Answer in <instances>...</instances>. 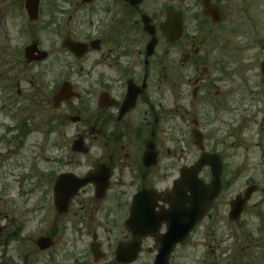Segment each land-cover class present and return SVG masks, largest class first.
I'll return each instance as SVG.
<instances>
[{"label":"flooded vegetation","instance_id":"1","mask_svg":"<svg viewBox=\"0 0 264 264\" xmlns=\"http://www.w3.org/2000/svg\"><path fill=\"white\" fill-rule=\"evenodd\" d=\"M42 4L45 27L59 40L52 96L64 85L76 94L56 108L60 128L74 139L47 173L23 264H140L145 254L150 259L142 264H152L165 233L174 227L179 237L192 221L194 178L209 181L203 178L209 167L192 174V148L211 144L194 117V103L209 86L193 80V72L209 71V64L198 65L200 47L219 44L234 29L241 0ZM43 51L41 61L51 58ZM60 176L64 197L86 180L66 206L53 193ZM220 194L199 224L212 217ZM193 230L173 247L169 264Z\"/></svg>","mask_w":264,"mask_h":264},{"label":"rangeland","instance_id":"2","mask_svg":"<svg viewBox=\"0 0 264 264\" xmlns=\"http://www.w3.org/2000/svg\"><path fill=\"white\" fill-rule=\"evenodd\" d=\"M44 22L42 0L33 22L22 1L0 0V264H23L47 173L65 159L74 139L70 129L60 128L62 109L50 101L59 40ZM225 36L200 47L198 65L210 69L193 72V80L198 76L209 86L194 103V117L210 136L204 150L222 160V190L212 217L174 251L175 264H264V0H241L235 27ZM32 40L51 58L26 63L24 47ZM192 152L196 161L201 151ZM203 178L210 180L206 170ZM254 184L258 189L239 220H231L228 203ZM144 258L140 264L150 256Z\"/></svg>","mask_w":264,"mask_h":264},{"label":"water","instance_id":"3","mask_svg":"<svg viewBox=\"0 0 264 264\" xmlns=\"http://www.w3.org/2000/svg\"><path fill=\"white\" fill-rule=\"evenodd\" d=\"M39 1L40 0H25V9L27 11L29 19L32 21L37 19ZM180 32L181 29H179V33ZM69 47L71 46L69 45ZM34 51L38 52L39 56L37 57L31 56ZM25 56L28 61L39 60L44 58L45 53L40 52L37 49V44L33 43L32 45L26 48ZM261 71L264 72V62L261 64ZM73 94L74 93L71 91L70 87H68L67 85L62 86L57 91V93L52 97L53 106L57 107L62 100L73 96ZM76 145L77 143L75 142L74 143L75 150H77ZM205 165H209L211 168L212 181L209 184L205 185L200 183L196 177L194 178V189L192 193L193 196L192 221L190 220L187 230L181 232V236L179 237H176L178 236V233H180L179 229L177 230L174 227H172L170 230H168V232L164 235V239L162 240V247H160L153 264H167V256L171 252L173 246L183 240L185 234L189 231V229H192V227L195 226V224L199 221V219L209 210L211 202L219 194V189L221 186L220 175L222 170L221 160L215 154H203L199 158L197 164L194 166L192 174L193 175L196 174ZM183 175H185V171L183 172ZM63 177L64 176H60L57 179L55 184V191H56L57 202L58 203L64 202L66 205L68 197L73 195L81 185L85 184L86 180H80V182L74 185V189L71 192L66 193L64 197L63 192L60 191L64 183ZM254 188L255 186H251L247 188L244 193V197L238 196L231 203V210L229 212V216L231 219L235 220L240 216Z\"/></svg>","mask_w":264,"mask_h":264}]
</instances>
